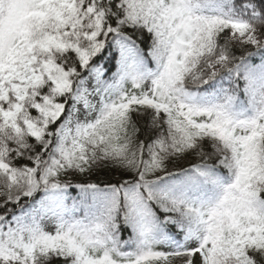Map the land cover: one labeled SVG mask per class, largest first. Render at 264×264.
I'll return each instance as SVG.
<instances>
[{
  "label": "snow or ice",
  "instance_id": "1",
  "mask_svg": "<svg viewBox=\"0 0 264 264\" xmlns=\"http://www.w3.org/2000/svg\"><path fill=\"white\" fill-rule=\"evenodd\" d=\"M0 264H264V0H0Z\"/></svg>",
  "mask_w": 264,
  "mask_h": 264
}]
</instances>
